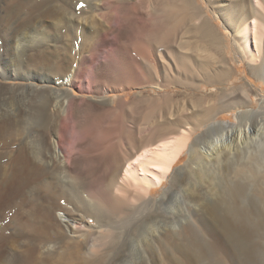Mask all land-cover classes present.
Returning <instances> with one entry per match:
<instances>
[{
    "label": "rangeland",
    "instance_id": "1",
    "mask_svg": "<svg viewBox=\"0 0 264 264\" xmlns=\"http://www.w3.org/2000/svg\"><path fill=\"white\" fill-rule=\"evenodd\" d=\"M19 1L18 7L6 14L5 3L0 0V119L19 115L18 120L23 123L13 136L10 158L17 147H32L29 143L33 139L53 141L58 138L59 115L64 110H70V96H74L76 105L86 111L87 117L81 120L92 131L82 139L86 147L82 155L88 160L86 175L89 176L100 174L101 166L94 159L101 161L107 157L114 140L117 142L115 150L119 151L121 145L139 136L142 127L144 129L165 118L172 120L170 115L177 109L184 107L189 113L192 109L199 110L194 108L195 100H200L204 107L220 106L204 124L193 127L187 123L169 135L165 146L176 142L182 144L177 158H169V167L152 166L157 170L163 168L166 172L159 185L146 192L134 186L130 180L122 182L132 197L126 199L125 206L107 209L104 224L96 223L92 218H83L81 222L87 227L84 232L77 239L58 244L56 257L41 260L42 255H39L41 264H264V186L260 178L261 172H264L263 136L262 141L256 136L253 143L238 144L232 147L233 150L222 146L213 152V156L205 155L210 152L214 137L212 133H205L209 125L215 121L226 123L229 127L238 125L240 110H248L251 108L249 105L256 109L261 94L264 100V79L253 75L250 70V66L260 67L261 63L264 64V61L258 62L259 58L256 57L258 53L260 56L264 53V17L259 2L247 0L257 9L256 14L250 9L231 7L233 0H184L187 5L185 11L177 4L165 7L171 8L169 14L173 17L180 12L179 17L183 20L180 24L173 25L169 21L166 25L173 28L171 36L166 37L173 51L182 50L175 43L178 37H183L182 42H192L193 34L190 31L203 20L217 36L218 46L215 48L203 43L199 47L213 58L214 66L211 69L217 71L219 68L220 71L222 67L221 70L226 71L228 77L223 75L218 79L219 83L208 86L196 71L192 76L197 81L192 85L191 75L177 81L178 78L172 74L173 77H168V86H164L157 74L163 73L162 69L166 66L160 54L163 48L145 37L149 27L146 13L153 10L155 0H73L74 11L66 16L59 14L60 3L57 0ZM14 2L8 0L7 8L8 4L9 8L13 7ZM192 12L198 13L197 17ZM254 20L258 22L259 32H262L260 35L253 28ZM63 24L70 25L69 34L65 35V29H61ZM105 30L109 31L107 38L100 41L98 37ZM29 39L46 41V45L42 46L48 48L49 59L46 62L29 61V56L39 49L35 48L38 47L36 42L31 43ZM84 42L86 46H83ZM191 42L185 46L184 52L191 51ZM53 48H57L54 53ZM92 52V62L85 65L84 71L76 78L81 57ZM57 67L61 68V72ZM260 68L264 74V67ZM145 69L150 70L151 78ZM68 76H71V81L61 85V78ZM247 89L250 93L245 92ZM246 93H249L251 103H245ZM140 104L146 106L145 110L132 121V116L128 115L129 109ZM90 110H99L105 115L90 114ZM42 111L55 114L52 135L49 137L42 121L30 115L35 112L43 114ZM248 118L253 120L254 115ZM138 127L141 130L135 132ZM127 130L131 131L132 137ZM200 134H205L201 142L197 139ZM195 140L200 143L198 147L193 144ZM149 144L151 146L152 142ZM162 146L146 147L147 155L165 156L160 151ZM65 148L60 149L64 158L54 156L51 159L52 167L49 168L54 174H46L45 179L52 185L68 188L77 175L76 169L67 164ZM3 149L0 146V152ZM193 149L196 152L191 157ZM141 151L134 153L135 156ZM216 155L218 159L213 160ZM254 155L263 159V163L261 168H254L251 178H248L245 168L241 167L248 159L255 166L251 160ZM199 160L205 166L209 184L198 173ZM59 161L65 162V166L60 165ZM216 166L219 170L226 167L227 176L222 179L214 176ZM235 168L238 171L233 173ZM121 175L122 169L114 186L107 176V182L97 183V187L106 188L109 199L121 197L122 194L116 191V186L121 185ZM222 193L227 196L222 197ZM222 198L226 200L223 203ZM56 202L61 207L57 216L74 221H79L83 216L80 210L63 199ZM85 208L91 212L96 209L90 203H86ZM56 222V235L64 237L68 228L59 219ZM27 240L20 238L22 245ZM90 243L100 245V251L90 254L81 249L66 255L72 245L84 247Z\"/></svg>",
    "mask_w": 264,
    "mask_h": 264
},
{
    "label": "bare ground",
    "instance_id": "2",
    "mask_svg": "<svg viewBox=\"0 0 264 264\" xmlns=\"http://www.w3.org/2000/svg\"><path fill=\"white\" fill-rule=\"evenodd\" d=\"M3 1L5 3L4 9L6 10V14H9V11L18 5L17 1L19 0H15L13 7L11 8H9V4L7 8L8 0ZM57 1L60 3V7L58 10L60 15L66 16L68 14H71L72 11H74V7H72L73 0ZM256 1L259 2L260 8L263 10V12L261 13L264 17V0ZM232 2L233 4H230L231 7L238 6L243 10L250 9L252 13H258L257 9H255V6L251 5V3L247 0H233ZM174 4L181 6L182 10L184 9L183 11H185V7L187 6L184 0H155L152 4L153 10H150L146 13L148 18L147 23L149 27L145 37H147V39H149L150 41L152 40L158 43L163 48V51L160 54L162 56L161 59H163V62L165 61L164 64L166 66H164V68L162 69L163 73L161 71L160 74L159 72L157 73L158 77L163 81V84H161L166 86L169 82L168 77H173V75L174 77L178 78L177 81L181 79V77L185 78L191 75L193 80L190 84L192 85L197 81H195V78L192 76L195 75L194 72L196 71L199 73V76H201L202 81H206V85H216L217 83H219L218 79L220 77H222L223 75L225 77H228V75L226 74V71L223 72V70H221L222 67L220 71L218 70L219 68L217 69V71L212 70L211 68L212 66H214L213 58L203 52L199 46L203 43H207L216 48L218 46L217 36L211 30V28L203 20H201L200 24L196 25L193 29H191L192 31H190V33L192 32L191 34H193L191 36L193 37V43L189 40V42L193 44L191 45L193 46L191 51H183L185 50V46L189 42H182L183 37L180 38L178 36L177 37L179 38V40L176 39L178 40V43L176 42V40L175 43L177 44L176 46H179L180 48L182 47V50L173 51L170 42H168L166 38L171 36L173 28L167 27L166 25L167 23H169V21H171L173 25L180 24L183 21H181L182 17H179L180 12H178L177 15H174L173 17L171 16V14H169L171 8H165L171 7ZM13 12H15V10ZM192 15L197 17L198 13L192 12ZM72 16L74 15L72 14ZM6 20H8V18ZM254 23V30H257L258 35L262 34V32H259L258 30V22L254 20ZM58 27L61 28L60 26ZM63 28L65 29V35L71 30L69 24H63L61 29ZM108 32V30H105L103 32V35L99 36L98 39L100 41H105ZM185 34L187 33H184V35ZM85 40L87 41V39ZM29 41L31 43L36 42L35 45L38 47L35 48H39L36 53H32L29 56V61L31 63L46 62V60L49 59L47 58L46 52V49L48 48L42 47L46 45V41L44 39H41L39 41L29 39ZM85 44L86 42L83 43V46H86ZM41 47L42 49L40 50ZM189 48L190 47H188V49ZM56 49L57 48H53V53L56 52ZM91 49L95 51L94 48ZM93 57V52L89 55L87 54L81 57V64L76 71V78L80 75V73L84 71L85 65L92 62ZM256 57L259 58L258 62L260 60L262 62L264 61V53L261 56L258 53ZM260 67L263 68L264 64L261 63ZM260 67L250 66V70L253 75L259 76L264 79V74L262 73ZM56 69L61 72V68L57 67ZM144 71L151 78L150 70L145 69ZM155 74L156 73H154V75ZM153 77L154 76H152V78ZM69 81H71V76H68L65 79L61 78V85H64ZM199 82L201 81L199 80ZM248 91L250 93L249 89L245 90V92ZM249 93L245 94V103L252 102ZM256 95L258 96V94ZM260 99L261 100H259L256 104V109H254L253 106L249 105L251 108H248V110H240V115L238 116V125H232V127H229L226 123L215 121L206 128V135L207 133H212L214 135L211 140V150L209 153H205L206 156H213V152L218 151V149L222 146L227 150H231L232 147H237L238 144L247 145L248 143H253L256 140V136L261 141L263 140L264 100L262 99V94ZM68 101L70 103V110H64V112L59 115L61 116V118H59L61 119V122H59V126L57 125L58 138L54 139L53 141H48V139L45 138H40L38 140L36 139L35 141L33 139L32 142L29 143L30 145H32V147H29L28 145H22L17 147L11 158L9 157V155L11 153L10 149L12 147V143H14L13 136L18 133L23 123L18 120L19 115L8 117V119H0V135H3V137L0 138V146L4 148L0 152V264H41V260H48V258H50L51 256H57V249L59 248L58 244H64V240L68 242L72 241V239H77V237H79L78 235H80L81 232H84L87 227L85 228L86 225H83L81 222L83 218H92L96 223H106L107 209H120L125 206L126 199L132 198L128 189L121 183L130 180L134 186L141 187L146 192L150 190L151 187L159 185L161 181L166 177V172L163 170L164 166L169 167V158H177L176 155L179 154V151L181 149V142H176L169 146L164 145L165 143H168L167 139L169 135L176 132L178 129H180L183 125H186L187 123L192 124L193 127H197L204 124L211 118V113L213 111H216L217 108H220V106L204 107L201 106L202 103L200 102V100H195V102L193 101L194 108L199 110L192 109L189 113L188 110H185L184 107L179 108L176 110L175 113L170 115L173 118L172 120L165 118L152 125L144 127V129L142 127V130L138 127V130L135 132H138L139 130L141 131H139V136L137 137H132L131 131L127 130L130 132V135L132 137L131 139L129 138V142L125 145H121L119 151L115 150L117 146L116 140H114V142H111V152L109 153V155L101 161H96L94 159V161L97 162L98 166H101L100 174H94L93 176H89L86 175V165L88 163V160L82 155L86 149V147L82 144V139L84 138L86 133H92V131H89L90 126H88L84 123V121L81 120V118L86 116V111L84 112V110H82L80 106L76 105L75 97L70 96ZM145 107L144 105H137L135 108L129 109L128 115L132 116L131 120L132 118L135 119L134 117L137 115H142L145 110ZM99 110H90V114L95 113L96 115L100 116L105 115L103 114L104 112H100ZM104 111H106V109H104ZM58 114L59 113H57V115ZM30 115L31 117L39 118L42 121V125L44 126V129L47 133V137L52 135L51 127L55 114L52 115L45 111L43 114L35 112L33 114L30 113ZM249 115H254V119L249 120ZM255 115L259 116L260 118H256ZM126 118L127 117H125V119ZM124 123L126 122L124 121ZM122 125L123 124H121V126ZM182 132L185 133L184 130H182ZM106 135H108L109 137L110 134L107 133ZM204 136L205 134L199 135V137L197 138L199 139V142H201ZM261 136H263L262 139ZM195 141L193 142V144L194 146L198 147V144L200 143L197 142V140ZM151 142L152 144L150 146L149 143ZM142 144L143 146H141ZM153 145H163L160 151L165 156L153 155L152 153H149V155H147L148 149L146 147H153ZM61 147H66V157L68 159L67 164L72 165L73 170L76 169L77 176L75 180L70 183L71 186H69L68 188L67 186H65V188L58 184L52 185L45 179L47 175L50 176L54 174L51 173V169L49 168L52 167L50 164L51 159L54 156L58 158H64V155H62L60 150ZM141 149L142 151L140 152V154L135 156L134 153ZM194 149L196 150L197 148ZM194 149L190 153L191 157L192 153L196 152ZM120 153H122V155H120ZM251 157L253 158H251V160L254 161L255 166H253L251 164L250 159H248L245 165L241 167V169L245 168L248 178H251L252 170L254 171V168L256 167L261 168V164L263 163V159L259 158L258 156L254 155V157ZM212 159H218V155H216ZM59 163L60 165L63 164L64 166L66 164L63 161H59ZM201 163L199 160L198 173L202 175L203 180L204 178L205 180H207L205 166H203ZM216 164L218 165L219 162H217ZM154 165L163 166V168H161V170H157L156 168L152 167ZM225 168L223 170H219L220 168L218 169V166H216L214 169V176L216 175L217 178L221 177V179L222 177L224 178L226 175ZM121 169V182H119L121 185L116 186V191L122 194V196L118 198L111 197L109 199L107 189H99L97 185L99 183L107 182V176H109V183L114 186L119 179L118 175ZM236 171H238L237 168H235L233 173H235ZM231 172L232 171H230V173ZM260 178L262 179L264 186V172H261ZM205 182L209 184L208 180ZM112 186L110 188H112ZM224 193H222V195ZM226 196L223 195L222 197ZM61 199H63L67 204L74 206L76 210H80L83 213L82 217H78L79 221L68 220L66 217H59L56 215L57 211L61 210V207L57 204L56 201H59ZM221 200L222 203L223 200L226 201L225 198H222ZM86 203L92 204L96 208L95 211H87V208H85ZM224 204L226 203L224 202ZM56 219H59V222L63 224L66 228H68L67 232H64V237H60L59 234L58 236L56 235V228L58 226ZM23 237L28 239L25 245H22V242H20V238ZM52 241L55 243H52ZM81 249L83 251H86L87 253L96 254L100 251V245L92 243L87 244L86 246L84 245V247H75V245H72L71 248L67 249L66 255H68L71 251L77 252ZM39 255H42L41 260L39 259Z\"/></svg>",
    "mask_w": 264,
    "mask_h": 264
}]
</instances>
